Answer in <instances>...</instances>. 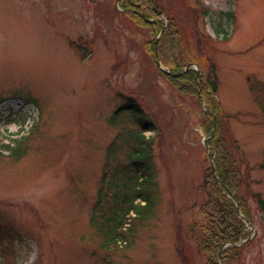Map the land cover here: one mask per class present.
<instances>
[{
    "label": "rangeland",
    "instance_id": "obj_1",
    "mask_svg": "<svg viewBox=\"0 0 264 264\" xmlns=\"http://www.w3.org/2000/svg\"><path fill=\"white\" fill-rule=\"evenodd\" d=\"M161 2L185 34L184 56L205 72L217 64L216 97L240 149L255 230L231 264H264V0ZM114 3L0 0V264L207 261L189 231L203 223L193 204L211 165L205 117L165 84L148 30ZM230 11L233 22L221 14ZM141 133L152 139L148 164ZM141 173L153 183H139ZM125 177L128 190L110 186ZM133 182L143 188L137 204Z\"/></svg>",
    "mask_w": 264,
    "mask_h": 264
},
{
    "label": "trees",
    "instance_id": "obj_2",
    "mask_svg": "<svg viewBox=\"0 0 264 264\" xmlns=\"http://www.w3.org/2000/svg\"><path fill=\"white\" fill-rule=\"evenodd\" d=\"M121 6L123 9L128 10V12L124 14L125 16L131 18L135 24L145 27L148 30L153 38L149 45H147L148 49L153 58L156 61L160 60L164 67L170 71V74L162 72L159 68L157 72L167 83H170L179 94L192 96L194 97L192 101L198 103L200 95L196 72L189 70L181 75L174 76V74L182 72L189 63L187 57L184 56L185 34L176 17L169 12L168 7L163 4L161 0H122ZM221 14L224 15L226 20H233L232 13ZM163 16L167 17L168 23L165 31L162 33L164 21L161 17ZM222 26V22H219L217 29L218 33L224 31L221 28ZM160 34L159 45L156 51L155 40ZM211 66L212 70L215 71L216 66L214 64ZM213 75L216 76V73L214 72ZM217 83V77H214L212 85L215 91ZM202 94L206 97L208 104V111L206 112L205 118V132L206 135L211 136L208 141L211 149L216 151V170L222 184H219L212 174H208V171L205 172L203 182L198 187L199 192L204 194V198L196 205L203 217V223H193L190 230L198 251L207 256V261L204 264H219V251L225 244H237L241 242L242 239H246L249 236V234L245 232L246 225L239 217L238 207L230 196L236 198L245 217L252 223L253 219L249 211L248 200L241 193L244 175L241 172L238 156L227 134L225 120L218 113L217 104L212 95L209 94L206 89H202ZM125 109L127 110V108ZM130 110L137 111L139 108L137 105H130ZM215 115L216 119H214ZM140 121L144 128L153 126V128L157 129L155 124L151 122H144V120ZM151 141L152 139L146 138L142 133L138 134L136 141L138 145L145 148V151L143 150L146 153V159H144V161H147V164L151 157ZM137 175L136 178L139 183H145V180L152 183L153 176L151 174L148 178H144L143 173L139 176ZM132 180H134V178ZM136 184V182H133L131 186L134 190V198L131 200V203H134V201L143 194V188L137 187ZM127 187L129 188V185H127ZM117 195V193H114L112 198H116ZM258 201L264 211V200L259 194ZM117 204V206L120 205L119 203ZM115 216H117L116 207ZM111 217L107 218V222ZM114 219L115 217L113 215L111 222ZM244 249L245 245L226 248L222 253L224 264L239 261L243 256Z\"/></svg>",
    "mask_w": 264,
    "mask_h": 264
},
{
    "label": "water",
    "instance_id": "obj_3",
    "mask_svg": "<svg viewBox=\"0 0 264 264\" xmlns=\"http://www.w3.org/2000/svg\"><path fill=\"white\" fill-rule=\"evenodd\" d=\"M215 170V169H214Z\"/></svg>",
    "mask_w": 264,
    "mask_h": 264
}]
</instances>
